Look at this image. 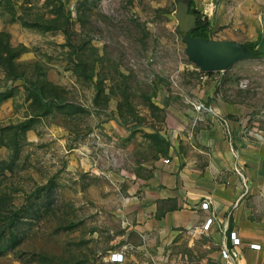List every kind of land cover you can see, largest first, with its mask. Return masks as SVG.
I'll use <instances>...</instances> for the list:
<instances>
[{"label":"rangeland","instance_id":"rangeland-1","mask_svg":"<svg viewBox=\"0 0 264 264\" xmlns=\"http://www.w3.org/2000/svg\"><path fill=\"white\" fill-rule=\"evenodd\" d=\"M191 7L211 40L264 37V0ZM176 12L175 0H0V264L130 255V176L166 147L158 97L197 78ZM209 75L250 97L264 130V58ZM193 239L168 246L165 264H223L212 236Z\"/></svg>","mask_w":264,"mask_h":264},{"label":"crops","instance_id":"crops-1","mask_svg":"<svg viewBox=\"0 0 264 264\" xmlns=\"http://www.w3.org/2000/svg\"><path fill=\"white\" fill-rule=\"evenodd\" d=\"M191 70L197 78L189 85L184 82L179 92L158 97L166 115L160 130L166 147L146 166L147 176H130L124 210L130 255L121 254L130 262L152 257L165 264L168 246L206 233L221 250L235 232L242 263L264 264V130L257 128L259 116L247 104L250 97L223 91L225 80ZM198 102L214 108L225 124L198 114L193 108ZM203 203L208 209H202ZM208 219L213 222L205 230Z\"/></svg>","mask_w":264,"mask_h":264},{"label":"water","instance_id":"water-1","mask_svg":"<svg viewBox=\"0 0 264 264\" xmlns=\"http://www.w3.org/2000/svg\"><path fill=\"white\" fill-rule=\"evenodd\" d=\"M178 22L177 32L184 36L188 60L203 73L225 72L235 64L253 59L246 45L236 41H217L195 37L192 32L199 22L198 11L192 9L191 0H175Z\"/></svg>","mask_w":264,"mask_h":264},{"label":"built area","instance_id":"built-area-1","mask_svg":"<svg viewBox=\"0 0 264 264\" xmlns=\"http://www.w3.org/2000/svg\"><path fill=\"white\" fill-rule=\"evenodd\" d=\"M242 86L246 87L247 84H242ZM194 110L198 114H208L212 115L218 122L221 124H225V120L218 114V112L210 107L207 106L205 103L198 102L193 104ZM198 119H200L198 117ZM166 163H169V161H165ZM209 204L208 203H203L202 204V209H208ZM213 219H208L204 225V229L208 230L210 226L212 225ZM241 246V240L237 236L235 232L231 233L230 235V245H223L220 250V256L222 261L225 264H243L241 261V253L239 251V247ZM124 255L121 253H114L111 255V261L115 264H122L124 262Z\"/></svg>","mask_w":264,"mask_h":264},{"label":"trees","instance_id":"trees-1","mask_svg":"<svg viewBox=\"0 0 264 264\" xmlns=\"http://www.w3.org/2000/svg\"><path fill=\"white\" fill-rule=\"evenodd\" d=\"M199 22L197 29L192 32V35L195 37H201L204 39H210L208 35L209 23L202 20V17L198 16ZM247 49L253 55L254 58H264V37L260 36L259 39L255 42H249L245 44ZM212 74V73H207Z\"/></svg>","mask_w":264,"mask_h":264}]
</instances>
